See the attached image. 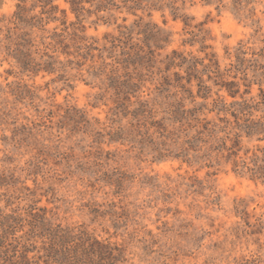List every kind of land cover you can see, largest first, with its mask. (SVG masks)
<instances>
[{
	"label": "clouds",
	"instance_id": "obj_1",
	"mask_svg": "<svg viewBox=\"0 0 264 264\" xmlns=\"http://www.w3.org/2000/svg\"><path fill=\"white\" fill-rule=\"evenodd\" d=\"M0 264H264V0H0Z\"/></svg>",
	"mask_w": 264,
	"mask_h": 264
}]
</instances>
